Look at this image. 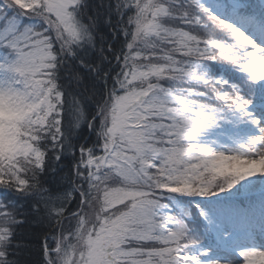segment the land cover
Returning a JSON list of instances; mask_svg holds the SVG:
<instances>
[{
  "label": "snow or ice",
  "instance_id": "1",
  "mask_svg": "<svg viewBox=\"0 0 264 264\" xmlns=\"http://www.w3.org/2000/svg\"><path fill=\"white\" fill-rule=\"evenodd\" d=\"M0 264H264V0H0Z\"/></svg>",
  "mask_w": 264,
  "mask_h": 264
},
{
  "label": "trees",
  "instance_id": "2",
  "mask_svg": "<svg viewBox=\"0 0 264 264\" xmlns=\"http://www.w3.org/2000/svg\"><path fill=\"white\" fill-rule=\"evenodd\" d=\"M24 243H31V240L30 239H25L23 241ZM25 259H31V260H38L39 259V256L36 255V254H32V255H28L27 253H25Z\"/></svg>",
  "mask_w": 264,
  "mask_h": 264
}]
</instances>
